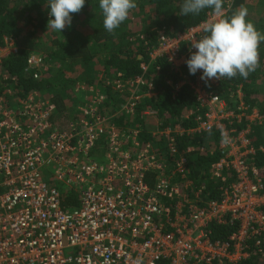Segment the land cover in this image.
<instances>
[{
    "label": "built area",
    "instance_id": "2783aa9c",
    "mask_svg": "<svg viewBox=\"0 0 264 264\" xmlns=\"http://www.w3.org/2000/svg\"><path fill=\"white\" fill-rule=\"evenodd\" d=\"M227 10L159 36L140 75L113 80V102L95 87L73 91L65 123L51 97L0 95V264H243L259 256L264 262V184L253 163L264 147L252 137L264 115L240 88L225 101L209 89L220 80L185 71L196 51L191 44ZM21 49L15 38L3 39L0 85L7 79L4 62ZM157 61L178 77L166 82L171 97L187 88L203 111L193 127L163 128L148 104L157 91L146 77ZM24 71L41 80L42 55L29 53ZM120 116L142 128L118 126ZM196 136L205 141L200 154H217L209 175L224 182L219 200H203L204 185L189 178L196 147L178 148L180 139ZM44 171L52 175L47 182ZM68 195L76 206L65 205ZM211 227L230 234L213 240Z\"/></svg>",
    "mask_w": 264,
    "mask_h": 264
},
{
    "label": "trees",
    "instance_id": "16d2710c",
    "mask_svg": "<svg viewBox=\"0 0 264 264\" xmlns=\"http://www.w3.org/2000/svg\"><path fill=\"white\" fill-rule=\"evenodd\" d=\"M136 3L137 7L130 11L121 26L109 33L103 27L99 0H85L81 11L72 14V17L76 16L80 19L82 16L85 28L90 29H87L88 38L78 44H72L69 37L74 32V25L71 23L70 27L66 26L62 33H59L61 38H55L50 44L49 51L42 55L45 65H59V67L52 75L44 76L41 80H33L30 74L25 73L26 59L31 50L22 47L19 43L22 48L21 54L4 62L7 79L0 85V95L6 100H13L24 99L32 91L50 94L59 118H62L66 111L72 112L68 103L71 99L73 104L72 94L78 84L95 87L96 91L106 94L110 102H113L118 97L113 90V80H116L117 75H121L120 78L123 80L140 75V65L148 63L149 49L155 45L159 36H175L186 29L195 27L205 20L208 12H212L211 9H205L198 15L181 16L183 0H136ZM48 4L49 0H0V47L3 46L4 38H15L19 42V37L29 38L47 29L50 19ZM227 7L225 19L230 18L242 7H248V9L252 7L259 12H264V0H223V9ZM246 19L258 32L264 34V23L249 17ZM132 20L139 21V27L133 30L130 27ZM51 34L55 37L53 32ZM258 53V66L249 73L247 78L239 75L232 79L221 77L218 85L209 89L214 95L227 101L236 93L237 88H240L245 102L251 107L258 108L264 115V90L257 87L259 82L264 84V41L259 44ZM76 64H81L92 73L87 78L88 81L81 82L65 75V66L71 65L72 69ZM93 65H95V71L92 70ZM185 71L189 77H192L187 67ZM146 79L153 83L157 91L154 100H150L148 104L156 112L163 128L186 130L195 125L196 118L202 117L203 111L197 109L195 99L187 88L182 89L175 98L171 97L170 88L166 82L171 80L177 83L178 77L168 72L164 62L157 61L150 65ZM185 115L188 116L185 117ZM116 124L141 126L137 120L132 123L122 116L116 119ZM252 137L256 144L264 147V127L253 128ZM204 142L202 136H196L180 139L177 145L181 151L187 145L196 147L197 150L192 154L194 160L189 166V178L199 186L204 185L201 194L203 200H219L222 197L221 187L224 182L215 180L209 175V167L215 161L217 154L215 151L200 154L198 149ZM159 146L160 144L157 147ZM253 163L260 169L264 184V154L259 153ZM226 176L228 180L232 179L231 175L226 174ZM154 182V177L151 175L147 177L149 185ZM65 205L76 206L77 199L68 195L65 198ZM211 232L212 239L220 241L225 240L230 234L225 228L219 227H211ZM259 257H253L243 264H264Z\"/></svg>",
    "mask_w": 264,
    "mask_h": 264
},
{
    "label": "clouds",
    "instance_id": "9594fccd",
    "mask_svg": "<svg viewBox=\"0 0 264 264\" xmlns=\"http://www.w3.org/2000/svg\"><path fill=\"white\" fill-rule=\"evenodd\" d=\"M84 4L85 0H49L47 27L61 34L71 26L72 14L79 13ZM136 7V0H99L105 30L112 33L119 28ZM205 9L223 17V0H183L180 15H198ZM247 15V9L242 7L230 18H219L203 29L205 34L191 44L196 51L190 52L186 61L189 74L202 70L201 79H232L237 75L247 78L257 68L258 47L264 34L246 19ZM221 135L222 143H228L227 133L222 131Z\"/></svg>",
    "mask_w": 264,
    "mask_h": 264
},
{
    "label": "rangeland",
    "instance_id": "374dc122",
    "mask_svg": "<svg viewBox=\"0 0 264 264\" xmlns=\"http://www.w3.org/2000/svg\"><path fill=\"white\" fill-rule=\"evenodd\" d=\"M247 6L250 7L249 5H247ZM248 7H243V8L247 9V12H248L247 17L252 18L254 20H258V21H260V23H264V12L263 11L259 12L258 9L252 8V7H251V9L250 8L248 9ZM81 17L82 16H80V19L76 16L72 17V25H74V32H72V34L69 37L72 44H78V43L83 42L84 40H86L88 38V34H89L87 32L88 28L87 27L85 28V25L82 23ZM130 27L132 28V30L135 27H139V21L138 20L137 21L132 20ZM88 30H90V29H88ZM52 32L55 34V37L52 36V34H51ZM58 37H60V34L58 32H56L55 30H53L51 28H47L41 32L34 34L33 36H31L29 38H27V37L25 38L23 36L21 38L19 37V43L22 44V45L20 44L22 47H26L27 49H30L31 50L30 53L34 52V53H37L39 55H43L45 52L49 51L50 44L52 43V41L55 38H58ZM46 67H47V73H46L45 77L47 75H52V73L59 67V65H56V66L46 65ZM94 67H95V65H93L92 70H94ZM65 68H66L65 75L68 78L70 77V79L80 80L81 82L88 81L87 78L92 75V73H90L89 70L87 71V69L85 67H83L81 64H76L72 69H71V65H67V66H65ZM263 86H264V84H262V82H259L257 84V87L259 89H261L262 91L264 90ZM86 88H87V86L78 84L77 87L74 89V91L76 89L84 90ZM35 95L39 96L41 98L51 97L50 94H42V93L37 92V91H36ZM80 96L83 98H86V94L85 95L83 94ZM71 104H72V101L70 99L68 105L70 106ZM72 112H70V110H69V112L66 111L64 113L63 117L62 118L58 117V119L60 121H62L63 123H65V122L69 121L70 116L72 115ZM44 175L46 176L44 178V180L46 182H47V179L50 176H52L50 171H44ZM60 190L62 191V188H60Z\"/></svg>",
    "mask_w": 264,
    "mask_h": 264
}]
</instances>
